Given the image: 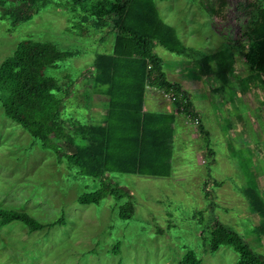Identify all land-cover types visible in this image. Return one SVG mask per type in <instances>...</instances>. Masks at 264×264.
Segmentation results:
<instances>
[{
    "label": "rangeland",
    "instance_id": "obj_1",
    "mask_svg": "<svg viewBox=\"0 0 264 264\" xmlns=\"http://www.w3.org/2000/svg\"><path fill=\"white\" fill-rule=\"evenodd\" d=\"M209 1L211 7L213 3L218 8L220 0ZM227 1L224 16L213 18L207 11L208 0H155L160 18L189 49L179 56L158 45L156 53L166 67L188 62L186 79L219 88L218 96L212 98L208 126L215 156L205 166L184 160L185 167L174 161L169 178L113 175L117 178L114 183L132 196L135 212L131 219L120 217L127 199L109 197L100 205H81L78 199L97 191L99 181L79 176L77 168L60 162L54 152L35 146L33 137L0 106V208L28 212L45 224L66 218V225L41 232L30 233L19 224L0 230V264H180L189 251L195 252L201 264H237L239 254L230 246L211 252V230L216 221L230 226L264 257V239L260 237L263 241L257 245L259 235L252 233V211L248 199L241 195V188L250 184L264 199V184H258L264 183V122L249 118L248 123L259 122L251 132L243 106L231 89L239 80H244L242 87L250 88L245 76L237 73L247 66L243 60L248 46L244 34L259 2ZM79 21L68 10L66 0H56L13 32L10 21L0 20V67L25 39L55 43L72 55L47 74L61 84L63 77L71 75L76 83L72 97L64 103L63 118L99 123L88 120L91 114L86 112L96 93L91 81L93 63L98 54L112 51L115 36L107 24L95 29L90 25L91 32L83 35L74 26ZM218 52L230 66L227 77L232 84L224 88L211 73L212 63L205 78V68L197 61ZM231 106L237 111L232 116L226 111ZM203 170L212 176V182L196 180V173ZM251 179L254 182H248ZM238 201L246 202L245 206L239 208ZM116 247L119 251L114 253Z\"/></svg>",
    "mask_w": 264,
    "mask_h": 264
},
{
    "label": "trees",
    "instance_id": "obj_2",
    "mask_svg": "<svg viewBox=\"0 0 264 264\" xmlns=\"http://www.w3.org/2000/svg\"><path fill=\"white\" fill-rule=\"evenodd\" d=\"M55 1L0 0V20L10 21L13 32ZM258 2L244 34L248 46L243 57L251 76H259L264 88V0ZM66 5L80 20L74 26L83 35L91 32L90 25L95 29L107 24L115 36L112 52L96 56L91 75L94 91L105 89L103 94L108 98L104 122L82 123L76 118H63L64 103L76 83L67 75L61 84L47 71L58 69L59 63L72 54L62 52L55 43L31 38L23 40L0 67V106L9 119L33 137L35 146L54 152L60 162L64 160L69 167L77 168L79 176L99 181L97 191L78 199L81 205H100L109 197L116 201L127 199L120 217L131 219L135 212L132 196L110 181L108 175L169 176L173 134L164 132L165 123L158 115L144 111V97L149 86L165 93L184 94L179 86L168 82L162 60L154 49L157 43L171 53L182 54L186 48L176 31L160 18L155 0H66ZM227 7L228 1L220 0L218 8L212 3L207 11L213 18L223 17ZM225 67L229 73V64ZM188 105L191 109L190 102ZM214 155L212 151V159ZM244 195L251 211L260 219L258 234L263 238L264 199L251 187ZM16 224L35 233L66 225V218L45 224L28 212L1 207L0 230ZM211 243L213 253L222 246L232 247L239 254L237 264H264V257L219 221L213 224ZM180 264L201 261L195 252L189 251Z\"/></svg>",
    "mask_w": 264,
    "mask_h": 264
},
{
    "label": "crops",
    "instance_id": "obj_3",
    "mask_svg": "<svg viewBox=\"0 0 264 264\" xmlns=\"http://www.w3.org/2000/svg\"><path fill=\"white\" fill-rule=\"evenodd\" d=\"M227 37L231 42V46H233V42L231 41L232 38H230V35H228ZM158 45L160 44L157 43L155 45L154 51L155 54L162 60L163 72L165 73L168 82L172 85L179 86L181 91L184 92L189 102L191 103L192 108L195 110L198 117L200 118L202 126L199 128H195L193 124L189 120H187V118L183 114L178 113L174 103H172L170 100L166 98L165 91L160 90L158 88L149 87L146 89L145 97H144V111L149 114L158 115L165 123L164 132L173 134L174 151H173L172 162L177 161L179 164L181 163L184 164L185 167H186V163L183 162L184 160L187 162L193 161L199 166H205L207 165V163L210 165V163H212V151L214 152V150L212 149V136L210 134V129L208 126L212 122V98L218 96L219 88H213L212 84L209 83L202 84V82L200 81H190V79H186V75L184 73V67L186 64L189 65L188 62L186 63L180 62L176 67L167 68L166 63L164 62L162 57L158 53H156V48ZM160 46L163 47L162 45ZM188 51L189 49L186 48V51L182 54H177V53H172V54H177L179 56H182V55H186ZM193 51L194 50H192L191 53H197ZM221 54L222 53L220 52L213 53L212 55L214 56L211 55L204 57L202 59L199 58L197 61L201 62L203 67L205 68V75H204L205 78H206V74H210L211 66H209V64L212 63L211 73L212 75L218 76L224 88L228 84L229 86H231L232 83H228L229 80L228 82L226 81V75L229 76L228 75L229 73H227L228 70L225 67L227 64L225 63L224 58L221 57ZM206 68H208V70H206ZM241 71L242 72L237 73V75L243 74V76H245V81L249 83L250 88L242 87L244 80H239L237 82L238 86L231 87V89H234L233 97L236 99V101L241 102V105L243 106L242 113L245 114L247 123L249 122V118H253L255 122L259 121L262 124L264 122V88L261 83V78H259V76H251L253 75V73L250 71L248 66H245V68L242 69ZM92 73H94V69L92 70ZM206 81H208V79H206ZM92 88H93V84H92ZM103 91H105V89L96 92L95 95L91 97V100H89L90 104L86 106L87 107L86 112L90 113L91 117L89 116L88 120L96 119L97 122L99 123L104 122L106 117V112L109 107V102L107 96L103 94ZM72 95L73 93L71 94L70 98L72 97ZM250 102L251 104H249ZM226 111L227 114L231 116L235 115V112L237 113L235 108H232V106L229 107ZM259 122H257L258 124L254 122L248 123L251 132H254V130H256V127H258ZM242 129L244 130V128ZM231 132L235 133L234 131ZM238 132L241 134V131ZM204 146L206 148V152ZM191 150L195 152L194 153L195 155L191 154L192 156L189 155L191 157L189 156L186 157L184 153ZM200 157L204 158L206 164H203L199 160ZM172 169L174 168L172 167ZM108 176L109 179L110 180L112 179L113 182L114 180L117 179L111 174H109ZM121 176H138V175H121ZM196 176H198V178L196 179L198 182H212V176L208 172H205L204 170L198 174L196 173L194 177ZM258 184L259 186L262 187L264 183L258 182ZM248 187H250V184H246V186L241 188L242 196L245 197L244 192ZM238 202L240 203V206H238L237 204L239 208L241 207V205L245 206L244 203L246 202L243 201L242 202L238 201ZM230 206L231 208L233 207V205ZM251 214H252V220H254L253 222H255V225L252 227V233L254 232L258 233V231L261 230L260 219L253 212H251ZM225 225L228 226L227 224ZM256 239H257V245H261L263 240L260 238V235ZM255 249L258 248L255 246Z\"/></svg>",
    "mask_w": 264,
    "mask_h": 264
},
{
    "label": "built area",
    "instance_id": "obj_4",
    "mask_svg": "<svg viewBox=\"0 0 264 264\" xmlns=\"http://www.w3.org/2000/svg\"><path fill=\"white\" fill-rule=\"evenodd\" d=\"M165 96L172 103L178 104V107H176L177 111L180 112V114H183L187 118V120H189L193 124L195 128H199L201 126V120L198 117L195 110L193 108L188 109L189 100L186 96H184L183 93L177 94L175 92H170V93H165ZM199 160L203 164H206V161L204 160L203 157H200Z\"/></svg>",
    "mask_w": 264,
    "mask_h": 264
}]
</instances>
